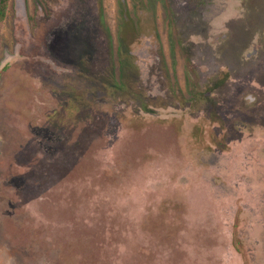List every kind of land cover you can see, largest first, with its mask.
<instances>
[{
	"label": "rangeland",
	"instance_id": "rangeland-1",
	"mask_svg": "<svg viewBox=\"0 0 264 264\" xmlns=\"http://www.w3.org/2000/svg\"><path fill=\"white\" fill-rule=\"evenodd\" d=\"M0 264H264V0H9Z\"/></svg>",
	"mask_w": 264,
	"mask_h": 264
},
{
	"label": "trees",
	"instance_id": "trees-1",
	"mask_svg": "<svg viewBox=\"0 0 264 264\" xmlns=\"http://www.w3.org/2000/svg\"><path fill=\"white\" fill-rule=\"evenodd\" d=\"M9 0H0V22L5 18ZM127 19V18H126Z\"/></svg>",
	"mask_w": 264,
	"mask_h": 264
}]
</instances>
